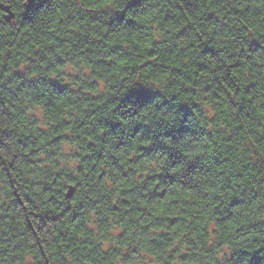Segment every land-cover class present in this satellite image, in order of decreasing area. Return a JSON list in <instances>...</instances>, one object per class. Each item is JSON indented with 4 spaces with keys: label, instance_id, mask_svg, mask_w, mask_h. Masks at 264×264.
<instances>
[{
    "label": "trees",
    "instance_id": "1",
    "mask_svg": "<svg viewBox=\"0 0 264 264\" xmlns=\"http://www.w3.org/2000/svg\"><path fill=\"white\" fill-rule=\"evenodd\" d=\"M0 1V264H264V0Z\"/></svg>",
    "mask_w": 264,
    "mask_h": 264
},
{
    "label": "water",
    "instance_id": "2",
    "mask_svg": "<svg viewBox=\"0 0 264 264\" xmlns=\"http://www.w3.org/2000/svg\"><path fill=\"white\" fill-rule=\"evenodd\" d=\"M32 0H27L26 2V8L29 7V5L31 4ZM0 9L4 11L5 13V19L7 21H10L11 19H13L14 17V12L11 10V6L8 3H4L0 1ZM73 187L69 186L67 192H66V197H70L72 194Z\"/></svg>",
    "mask_w": 264,
    "mask_h": 264
}]
</instances>
